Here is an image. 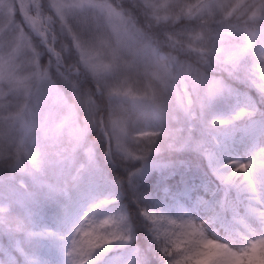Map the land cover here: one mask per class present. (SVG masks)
Returning a JSON list of instances; mask_svg holds the SVG:
<instances>
[{"label": "snow or ice", "instance_id": "obj_1", "mask_svg": "<svg viewBox=\"0 0 264 264\" xmlns=\"http://www.w3.org/2000/svg\"><path fill=\"white\" fill-rule=\"evenodd\" d=\"M253 93L264 100V0H0V264H42L45 237L62 242L67 264L118 250L111 264H143L125 192L163 264H264V110ZM221 101L227 118L211 114ZM181 123L200 138H182ZM187 147L223 186L208 205L219 234L149 210L137 192L162 149ZM123 161L142 167L104 177ZM17 178L63 198L62 219L79 210L67 235L38 228L36 192L19 182L17 197Z\"/></svg>", "mask_w": 264, "mask_h": 264}, {"label": "trees", "instance_id": "obj_2", "mask_svg": "<svg viewBox=\"0 0 264 264\" xmlns=\"http://www.w3.org/2000/svg\"><path fill=\"white\" fill-rule=\"evenodd\" d=\"M255 98L259 103V108L264 110V100L258 97ZM211 114L227 118L231 115V110L224 102H218L213 107ZM209 118L210 116L205 117V119ZM177 128L182 138L189 134L196 139H199L201 136L199 125L193 128L191 125L181 123L177 125ZM157 158L167 163L158 169H153L145 177L138 178L137 181L136 189L142 198L144 207L151 211L163 212L166 215L175 217V211L180 205L193 208L205 206L206 203L201 207L197 205L196 199L199 196H204L206 201H212V195L203 192L201 188L203 175L213 179L209 173V163L202 151H198L193 147H187L179 151L162 149ZM134 166L135 164L130 161L108 165V177L111 179H124ZM213 180L218 186H221L215 179ZM10 186L16 189L14 183L10 182ZM3 191L4 186L0 185V192L3 193ZM63 204V198H54L52 204L41 211L39 218L37 216L34 217V223L41 230L65 235L69 223L75 218L79 210L73 209L68 218L64 220L62 219ZM120 204L133 225L134 245L138 248L143 264H163V258L155 249L151 236L147 228L144 227V220L140 217L131 194L125 192L120 197ZM106 211L108 215H115L118 209H107ZM44 222L49 224V228L42 226ZM55 228L57 230H54ZM61 248V241L52 237L43 238L38 246V256L42 264H56Z\"/></svg>", "mask_w": 264, "mask_h": 264}, {"label": "rangeland", "instance_id": "obj_3", "mask_svg": "<svg viewBox=\"0 0 264 264\" xmlns=\"http://www.w3.org/2000/svg\"><path fill=\"white\" fill-rule=\"evenodd\" d=\"M253 97H255L254 94H253ZM246 100H247L246 97L240 96V97H238L237 102L240 104H243L246 102ZM221 102H223V101H221ZM255 103L259 107V103H258L256 98H255ZM243 158L244 157L241 156V159H243ZM130 162L135 164V166L133 167V169L130 172L136 171L137 169L142 167V163L140 161H130ZM166 163H167L166 161H161L158 158H156L153 166H151L150 169L146 170L139 178L145 177L150 171H152L153 169H158V168L164 166ZM108 170H109L108 167H106L103 171V175L108 180H112L111 178L108 177L109 176ZM209 172L212 175V177L214 179H216L218 183H220L218 181V179L216 178V176L213 174L210 167H209ZM2 180H3V174H0V181H2ZM11 182L15 184L16 189L10 185L9 186L15 190V194L19 198H23L27 195L25 190L19 187V182H22L26 185L28 192H36V189L33 188L31 181L27 178H25L23 181H19V178H17V180L11 181ZM201 183H202L203 191L208 192V193L213 195L212 201L214 199L223 197V186L222 185L217 186L212 178H210L206 175H203V180ZM0 185L3 186L2 183H0ZM2 195H3V193L0 192V196H2ZM53 200H54V198L49 197L45 193L36 192V202H35V205L33 208V221H34L35 215L37 213H40L42 210L46 209L47 206L52 204ZM212 201H207V204H205V206H203L202 208H193V207H187L184 205H180L175 211V217L178 215H182L184 213H187L188 216H190L193 219H196L198 222L205 223L206 227L209 229L210 232H212L214 234H219V232L217 231L218 227H219V223L212 219L210 212L208 210V205H210ZM204 202H205V197H203V196H199L196 199V203L199 207H201V205ZM105 214L108 215V212L106 211ZM78 217H79V212L76 215V217L74 218V220L70 222L69 227L66 229V233H65L66 235L73 229V226L76 224ZM43 226L49 227V225L47 223H43ZM133 247L138 251V248L134 244H133ZM121 251H123V250L114 251L112 254L109 255V257H107L103 261V264H111V260L113 259V257L119 255ZM125 254H127V253H125ZM67 260H68V258H67L66 252L61 251L60 255H59V261L57 264H67Z\"/></svg>", "mask_w": 264, "mask_h": 264}]
</instances>
